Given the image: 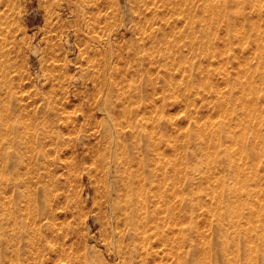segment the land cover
Masks as SVG:
<instances>
[{"label":"rangeland","instance_id":"rangeland-1","mask_svg":"<svg viewBox=\"0 0 264 264\" xmlns=\"http://www.w3.org/2000/svg\"><path fill=\"white\" fill-rule=\"evenodd\" d=\"M211 1L202 35L205 0H0V111L37 136L0 158V264H264V0Z\"/></svg>","mask_w":264,"mask_h":264},{"label":"bare ground","instance_id":"bare-ground-1","mask_svg":"<svg viewBox=\"0 0 264 264\" xmlns=\"http://www.w3.org/2000/svg\"><path fill=\"white\" fill-rule=\"evenodd\" d=\"M209 0H205V4H204V11L206 12V14H209L210 18L207 19V23L204 27H202V35H207L210 30H211V27L212 25L217 22V20L219 18H221L222 16L225 15V19H226V15H228V13H222L221 9H220V5L218 3H214L210 0V3H206L208 2ZM261 1V0H260ZM227 2H229L228 0H224L223 1V4L222 6H224ZM251 6V5H250ZM193 8V7H192ZM259 9V8H258ZM93 25V24H92ZM257 26V25H256ZM100 36V35H99ZM260 39L259 37L256 38V46L258 47V50H257V57L259 59V63H260V66L262 67L260 70L258 71H254V72H251L250 74V79L252 80L251 81V84H249L250 82H248L247 86H244V90L246 89L247 91V94H249L250 96L254 97V94H256V92H258V87L256 85V75H257V79L262 82L264 81V52H262V41L260 42ZM252 49V48H251ZM238 57V56H237ZM244 69V68H242ZM259 69V66H257L256 70ZM243 72V70L241 71ZM225 76V74H224ZM225 79V77H224ZM225 82V80H224ZM241 83V82H240ZM240 85V84H239ZM217 86V85H216ZM233 88V87H231ZM217 89V88H216ZM215 89V90H216ZM220 89V88H219ZM219 89H218V92H219ZM217 91V90H216ZM222 91V90H221ZM240 91V90H239ZM245 92V91H244ZM223 93V92H222ZM227 96V99L228 101H231L232 98H235V99H238L239 97H236V91L235 90H231L228 91L227 93H224L222 96ZM215 96V95H214ZM220 96V95H219ZM250 99V98H249ZM218 100V99H217ZM240 100V99H239ZM224 101V100H223ZM250 101H252L250 99ZM240 102V101H239ZM253 102V101H252ZM253 103L251 102H246L245 100H243L241 103H240V111L239 114H244L245 116H243L242 118H240V123L239 125L240 126H243V127H247L249 125V117L251 116V112H253L254 108L252 106ZM218 105V103H217ZM21 106V105H20ZM218 107V106H217ZM222 110V109H221ZM218 111V110H217ZM216 112V111H215ZM218 113V112H217ZM216 113V114H217ZM213 115V114H212ZM218 115V114H217ZM238 116V115H237ZM216 117V116H215ZM211 122V121H210ZM222 122V121H221ZM224 123V122H223ZM215 124V123H214ZM207 125V124H206ZM198 127V126H197ZM36 129V128H35ZM205 129V128H204ZM210 129V128H209ZM199 130V129H198ZM197 130V131H198ZM213 131V130H212ZM256 131V130H255ZM231 133V132H230ZM245 133V132H243ZM202 134V133H201ZM241 135V134H240ZM256 135V134H255ZM202 136V135H201ZM230 138L232 139V141H238V142H242L244 141L243 138H236L234 137V135H231ZM55 139V138H54ZM18 141L19 143L17 145H15V142ZM24 141L25 142H30V146H28V151L30 150V153H29V157H27L29 160L32 158H35V153L34 151H31L32 148L34 149L35 148V144H36V141H37V136H36V131L34 130V126L32 125V123H27V122H24V121H21L19 120V117L15 116V114H13L11 112V109L8 107L5 108L4 111H0V158L3 159L4 163H5V166L7 169L8 165H10L9 163H11L12 161V156L15 155V157L20 158L21 160L24 159L22 158V153H20L21 150H24L26 151V148L20 146L21 144H24ZM230 143V142H229ZM235 143V142H234ZM245 143H243V145L241 146V148L239 149V153L241 156H245V157H249L251 156V154H258V150L255 149V146L254 144H251V147L252 148V152L250 151V148H249V151L247 150V147L244 145ZM14 145V147H13ZM215 145V144H214ZM230 145V144H229ZM206 147V146H205ZM229 148V147H228ZM206 149V148H204ZM206 152V151H205ZM238 152V151H237ZM214 154V153H213ZM234 154L233 151L231 150H228L227 153H226V159L227 161H225V166L223 167H226L228 169V171L234 175V177L240 175V166L239 164L237 163V161H235V157H234ZM17 155V156H16ZM14 157V159H15ZM239 158V157H238ZM257 158V157H256ZM1 159V160H2ZM24 161V160H23ZM23 161L21 162L19 160V163H23ZM244 164V163H243ZM242 164V166H243ZM256 165V164H255ZM4 166V165H3ZM25 166V165H24ZM30 167V166H29ZM128 167V166H127ZM255 167V166H254ZM254 167L252 166L251 168L254 169ZM242 169V168H241ZM243 170V169H242ZM252 170V169H251ZM250 170V171H251ZM246 171V170H245ZM15 172L18 173L19 172V168L15 169ZM253 172H251L252 174ZM254 175V174H253ZM258 175V174H257ZM213 177V176H212ZM214 178V177H213ZM236 180V178H235ZM213 181V180H212ZM225 179L223 180H220L219 184L221 185L220 188L217 190L218 192L215 193L214 195H218L220 197V199H218L219 202H216L215 205H213L217 211V206L219 205H223V207H225V210L224 212H217V219H221V218H224L225 215L228 214V216H232V218L234 220H230V222L234 225V226H237L238 222H239V216L236 215V207H237V204L236 205H230L229 202L227 200H229L230 196H237V194H241L240 192H244L245 194H248V187L246 185V182L243 183L242 185V188L239 187V184H238V188L236 187H231L229 186V183H225ZM235 182V181H234ZM218 187V186H217ZM211 188V187H210ZM212 190V188H211ZM215 191V190H214ZM240 191V192H239ZM254 191V190H253ZM174 192V191H173ZM158 193V192H157ZM207 194V193H206ZM254 194V193H253ZM251 195V194H250ZM253 196V195H252ZM255 196V195H254ZM211 197V196H210ZM217 197V196H216ZM218 197V198H219ZM257 200L259 201V199L257 198ZM238 201V200H237ZM239 202V201H238ZM254 203V201L252 202ZM255 204V203H254ZM262 204V203H260ZM208 205V204H207ZM256 205V204H255ZM254 205V207H255ZM214 207H212V209H214ZM220 207V206H219ZM256 209V208H254ZM252 212V211H251ZM253 213V212H252ZM211 214V213H210ZM256 214V213H255ZM253 216V215H252ZM248 218H251V217H248ZM253 218V217H252ZM256 219V217H255ZM254 219V220H255ZM261 221H264V219H261ZM245 222V221H244ZM256 222V221H254ZM262 223V222H261ZM252 224V223H251ZM264 224V223H262ZM181 225V224H180ZM253 226V225H252ZM226 227V226H225ZM249 227V226H247ZM254 227V226H253ZM228 228V227H227ZM221 229V228H220ZM224 231V230H223ZM227 231V230H226ZM238 231V230H237ZM175 232V231H174ZM179 232V231H178ZM241 232V231H240ZM245 232V231H244ZM221 233V232H220ZM248 233V232H247ZM250 234V233H249ZM218 236V235H217ZM246 236V235H245ZM248 237V236H246ZM249 238V237H248ZM233 239H236V238H233ZM213 240V238H212ZM211 240V241H212ZM247 240V238H246ZM222 241V240H221ZM249 241V240H247ZM217 242V241H216ZM178 244V243H177ZM212 244V243H211ZM237 246V244H235ZM235 246V247H236ZM176 247V246H175ZM177 248V247H176ZM224 248V244L222 245V249ZM248 249V248H247ZM236 250H237V247H236ZM254 251V250H252ZM140 252V251H139ZM159 252V251H158ZM171 252V251H170ZM141 253V252H140ZM217 253V252H216ZM173 254V253H172ZM210 254V253H209ZM218 254V253H217ZM251 254V253H250ZM249 254V255H250ZM208 256V255H207ZM232 256V255H231ZM181 257V256H180ZM233 257V256H232ZM175 258V257H174ZM173 258V259H174ZM189 258V256H188ZM209 258V257H208ZM217 258V257H216ZM187 259V257H186ZM218 259H219V256H218ZM234 259V257H233ZM251 259V258H250ZM181 260V258H180ZM229 260V259H228ZM251 261V260H250ZM236 262V261H235ZM233 263V262H232ZM202 264V263H201Z\"/></svg>","mask_w":264,"mask_h":264}]
</instances>
